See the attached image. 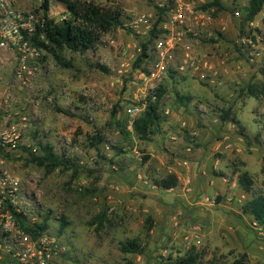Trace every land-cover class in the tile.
Returning a JSON list of instances; mask_svg holds the SVG:
<instances>
[{
	"label": "rangeland",
	"instance_id": "obj_1",
	"mask_svg": "<svg viewBox=\"0 0 264 264\" xmlns=\"http://www.w3.org/2000/svg\"><path fill=\"white\" fill-rule=\"evenodd\" d=\"M90 1L120 12L124 25L97 50L63 51L70 68L45 50L37 79L24 88L14 79L12 54L0 53V127L30 118L27 137L5 157V168L35 195L61 237L59 264H175L191 254L198 264H234L243 255L245 264H264V227L244 212L254 193L264 195V8L251 21L249 0H221L222 9L198 1L202 17L190 24L186 39L200 69L186 65L167 76L162 131L143 141L126 114L134 96H143L139 74L135 64L118 70L125 51L140 56L142 45L152 44V31L138 34L132 21L154 16L155 0ZM17 2L27 12L42 4ZM50 6L49 18L60 23L66 7L59 0ZM176 92L192 100L182 102ZM97 132L104 142L93 149L89 139ZM37 142L66 152L75 166L48 173L33 162L31 153L41 155ZM243 173L253 180L252 193L238 183ZM171 176L174 188L157 186ZM62 219L67 226L60 233ZM126 241L140 243L143 253H122Z\"/></svg>",
	"mask_w": 264,
	"mask_h": 264
},
{
	"label": "built area",
	"instance_id": "obj_2",
	"mask_svg": "<svg viewBox=\"0 0 264 264\" xmlns=\"http://www.w3.org/2000/svg\"><path fill=\"white\" fill-rule=\"evenodd\" d=\"M40 1L43 3V0ZM198 1L155 0L157 12L154 16L138 14L132 21V27L138 34H149L154 30L155 35L147 50V57L135 69L139 74L138 82L141 84L143 96L139 98L135 95L133 100L136 104L126 109L130 129L142 116L147 97L158 90L169 74L181 73L186 65L196 71L200 69V57L194 54L193 43L186 39L191 29L190 24L200 13L196 11ZM10 4L7 10L0 7V32H9L14 27L16 31L12 34L15 36L19 33L20 39L17 45L9 42L7 50L0 48V53L7 51L12 54L15 62V81L24 88H31L45 58V50L38 47L32 39L38 28L44 29L46 20L41 5L27 12L18 6L17 0H10ZM68 19L67 11L59 20L64 23ZM143 27L146 28L144 32ZM3 39L5 38L0 36V40ZM39 40L43 41L44 36L41 35ZM139 53H142L141 49ZM138 57L125 51L118 72L123 74L129 68L134 70L133 65ZM165 114L170 115V111L166 110ZM9 120L10 116L5 118L6 122ZM29 124V116L23 115L9 127H0V185H3L0 190V264H59L58 259L62 252L61 237L53 233L49 220L44 231L37 234L27 231V228L42 224L46 218L45 213L38 205L35 195L23 185L22 180L5 168V155L16 152L23 144L30 130ZM182 125L185 127L186 123ZM191 135L195 138L197 133L193 132ZM171 138L174 139L175 136ZM33 151H37L36 146H33ZM8 192H11V196L5 195Z\"/></svg>",
	"mask_w": 264,
	"mask_h": 264
},
{
	"label": "trees",
	"instance_id": "obj_3",
	"mask_svg": "<svg viewBox=\"0 0 264 264\" xmlns=\"http://www.w3.org/2000/svg\"><path fill=\"white\" fill-rule=\"evenodd\" d=\"M62 3L69 14V19L64 23H57L49 18L51 0H43L41 9L44 12L45 27L44 29L38 28L36 35L32 41L40 48H43L49 52L61 66L70 68L71 63L66 62L62 56V52L69 50L76 54L84 55L90 50H97L102 37L112 32L124 24L122 22L123 15L120 12H113L100 8L94 2H87L84 0H59ZM211 6L222 9L221 0H212ZM264 8V0H249L248 13L249 19L254 20L255 16L260 13ZM43 35L44 40L40 41L39 37ZM155 31H152L153 39ZM151 42L142 45V53L138 57L135 67H138L143 60L147 57V50ZM102 67V66H100ZM106 70L105 67H102ZM173 77V76H172ZM250 93L254 96L256 90L253 86L249 87ZM167 93L165 84H162L158 90L147 97L146 108L142 116L135 122L134 133L141 140H149L153 135L159 134L162 131V115L161 106L162 98ZM176 95L183 102L185 99L187 102L192 100L191 97H180V94L176 92ZM229 115L223 117V120H227ZM104 142L101 132H97L94 136L90 137L89 144L93 149L99 148ZM38 149L41 155L37 156L31 153L33 162L39 167H43L48 173H52L59 168H70L75 165L67 157L66 152L58 154L55 147L52 144H44L37 142ZM26 149V148H24ZM26 151H30L26 149ZM7 154L5 157H9ZM262 173L264 175V156ZM239 185L247 193L254 191V184L248 173H243L238 179ZM177 185V178L171 176L167 179H163L157 182V186L163 189H172ZM244 212L250 215L254 221L264 227V195L254 193L252 199L249 200L244 206ZM100 228L103 227V216H99ZM48 217L45 218L42 224H36L34 228H27L28 232L40 233L48 227ZM67 226L65 219L61 220L60 233L64 231ZM120 250L124 254H142L143 248L137 241H126L121 243ZM247 255H243L240 260L234 264H245ZM199 258L197 255L191 254L183 258L178 259L175 264H198ZM125 264H134L132 261H127Z\"/></svg>",
	"mask_w": 264,
	"mask_h": 264
},
{
	"label": "clouds",
	"instance_id": "obj_4",
	"mask_svg": "<svg viewBox=\"0 0 264 264\" xmlns=\"http://www.w3.org/2000/svg\"><path fill=\"white\" fill-rule=\"evenodd\" d=\"M10 0H0V7H3L5 10L10 8ZM11 26V25H10ZM16 29L13 27L11 31L9 32H0V36L4 37L5 39L0 40V48H4L7 50L8 43L11 42L13 45H17L19 41V33H17L15 36L12 34L15 32ZM113 72L115 74V69H113ZM54 99V98H53ZM3 189V185H0V190ZM6 196H11V192L5 193Z\"/></svg>",
	"mask_w": 264,
	"mask_h": 264
}]
</instances>
